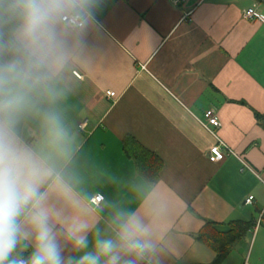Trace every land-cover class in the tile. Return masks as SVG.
<instances>
[{
    "label": "crops",
    "instance_id": "crops-1",
    "mask_svg": "<svg viewBox=\"0 0 264 264\" xmlns=\"http://www.w3.org/2000/svg\"><path fill=\"white\" fill-rule=\"evenodd\" d=\"M252 8L257 17L246 19ZM89 10L84 28L63 37L69 60L59 104L80 211L107 235L118 212L152 226L153 249L122 264H212L216 253L197 240L208 221L259 222L264 213V128L256 117L264 116V0H94ZM209 111L220 127L208 126ZM19 132L32 143L38 122L24 120ZM127 137L162 160L154 183L125 153ZM219 140L226 158L212 162ZM98 195L104 202L95 207ZM50 204L66 219L75 215L55 195ZM66 251L75 254L71 243ZM237 251L224 264H264V222L250 248Z\"/></svg>",
    "mask_w": 264,
    "mask_h": 264
},
{
    "label": "clouds",
    "instance_id": "clouds-1",
    "mask_svg": "<svg viewBox=\"0 0 264 264\" xmlns=\"http://www.w3.org/2000/svg\"><path fill=\"white\" fill-rule=\"evenodd\" d=\"M93 2L0 0V264H122L154 247L152 226L134 215L118 212L114 235L90 223L67 170L72 136L59 108L69 60L63 37L84 28ZM28 118L39 125L32 143L19 132ZM52 195L75 215L64 218ZM68 243L75 254L66 255Z\"/></svg>",
    "mask_w": 264,
    "mask_h": 264
},
{
    "label": "trees",
    "instance_id": "trees-1",
    "mask_svg": "<svg viewBox=\"0 0 264 264\" xmlns=\"http://www.w3.org/2000/svg\"><path fill=\"white\" fill-rule=\"evenodd\" d=\"M257 120L264 128V116L257 113ZM127 156L134 160L139 174L151 184L154 183L163 167L162 160L145 149L134 137H127L124 141ZM257 220H234L229 223L218 224L208 221L197 236V240L205 244L216 253L212 264H224L230 257L234 247L248 236L255 233ZM144 264H150L145 262Z\"/></svg>",
    "mask_w": 264,
    "mask_h": 264
},
{
    "label": "built area",
    "instance_id": "built-area-1",
    "mask_svg": "<svg viewBox=\"0 0 264 264\" xmlns=\"http://www.w3.org/2000/svg\"><path fill=\"white\" fill-rule=\"evenodd\" d=\"M187 0H173V2L176 4V5H180L182 4L183 2H186ZM189 17V15H188ZM245 17L246 19H255L257 17V13H256V10L255 8H252L250 9L248 12H246L245 14ZM91 18V15L88 19ZM88 21V20H87ZM76 75L79 77V78H83V76H81L80 74L76 73ZM108 96L109 97H114L115 96V93L114 92H108ZM206 119L208 121V126H212V127H215V128H218L220 127V121H219V118L218 116L213 112V111H209L206 113ZM87 122H84L81 126H80V129L83 130L87 127ZM226 145L219 140V144H217L216 146H214L211 151H210V159L212 162H219V161H222L226 158ZM245 166L247 168H250V166L245 163ZM254 200L255 198L254 197H250L247 202H246V205H252L254 203ZM104 202V197L102 195H98V196H95L94 198L91 199L90 203L95 206V207H100L102 205V203ZM264 222V213L261 215V218L259 220V222H257V226H256V230L255 232L258 230V228L261 226V224Z\"/></svg>",
    "mask_w": 264,
    "mask_h": 264
},
{
    "label": "rangeland",
    "instance_id": "rangeland-1",
    "mask_svg": "<svg viewBox=\"0 0 264 264\" xmlns=\"http://www.w3.org/2000/svg\"><path fill=\"white\" fill-rule=\"evenodd\" d=\"M253 238H254V234H252V236H248L247 237V239H249V240H247V244L248 245H239V246H241V247H238L237 245H236V247H237V249H238V251L236 252V254L239 256V254H240V252H243L246 248L248 249V248H250V246H251V244H252V241H253Z\"/></svg>",
    "mask_w": 264,
    "mask_h": 264
}]
</instances>
